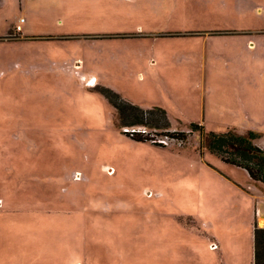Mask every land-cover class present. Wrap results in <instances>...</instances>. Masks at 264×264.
I'll list each match as a JSON object with an SVG mask.
<instances>
[{"label":"rangeland","instance_id":"rangeland-1","mask_svg":"<svg viewBox=\"0 0 264 264\" xmlns=\"http://www.w3.org/2000/svg\"><path fill=\"white\" fill-rule=\"evenodd\" d=\"M228 128L264 148V0H0V264H253Z\"/></svg>","mask_w":264,"mask_h":264},{"label":"trees","instance_id":"trees-1","mask_svg":"<svg viewBox=\"0 0 264 264\" xmlns=\"http://www.w3.org/2000/svg\"><path fill=\"white\" fill-rule=\"evenodd\" d=\"M106 94L111 95L112 103L121 109L123 100L115 101L118 97L114 92L107 91ZM128 106L133 107L130 104ZM259 136V132L250 129L244 133L234 128L223 132L202 131L201 143L225 163L245 169L251 179L264 185V148L254 142ZM253 264H264V226H258L256 223L253 228Z\"/></svg>","mask_w":264,"mask_h":264},{"label":"built area","instance_id":"built-area-1","mask_svg":"<svg viewBox=\"0 0 264 264\" xmlns=\"http://www.w3.org/2000/svg\"><path fill=\"white\" fill-rule=\"evenodd\" d=\"M24 21V18L23 17H20L19 18V23H18V25H16V29L18 30V31H20L21 30V22H23Z\"/></svg>","mask_w":264,"mask_h":264},{"label":"bare ground","instance_id":"bare-ground-1","mask_svg":"<svg viewBox=\"0 0 264 264\" xmlns=\"http://www.w3.org/2000/svg\"><path fill=\"white\" fill-rule=\"evenodd\" d=\"M259 221H260L261 224L264 223V214H262V215L260 216Z\"/></svg>","mask_w":264,"mask_h":264}]
</instances>
